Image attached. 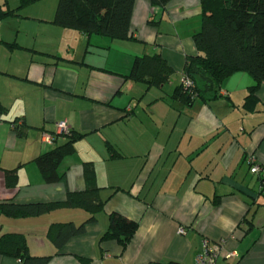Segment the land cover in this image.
I'll return each instance as SVG.
<instances>
[{"label":"crops","instance_id":"1","mask_svg":"<svg viewBox=\"0 0 264 264\" xmlns=\"http://www.w3.org/2000/svg\"><path fill=\"white\" fill-rule=\"evenodd\" d=\"M42 1L16 9L20 0H9L16 10L0 20V202L61 205L39 216H1L0 232L24 235L30 255L51 256L47 264H194L203 239L219 250L215 264H264V83L253 111L243 106L253 84L245 72L226 78L216 98L185 104L173 97L186 56L196 53L199 1L162 8L136 0L124 40L58 26L55 4L46 11L36 7ZM25 23L34 31L20 29ZM155 53L174 70L168 82L124 79L135 56ZM60 121L83 137L58 167L63 181L50 184L34 159L65 141L42 140ZM250 158L259 173L250 172ZM84 162L93 163L105 203L58 249L50 225L90 216L62 205L67 191L87 188ZM10 170L14 187L6 182ZM112 212L138 224L125 245L101 239ZM0 264L21 262L0 255Z\"/></svg>","mask_w":264,"mask_h":264},{"label":"trees","instance_id":"2","mask_svg":"<svg viewBox=\"0 0 264 264\" xmlns=\"http://www.w3.org/2000/svg\"><path fill=\"white\" fill-rule=\"evenodd\" d=\"M9 0H2L0 20L13 15L16 9L35 0H20L19 6L8 8ZM136 0H58L53 22L86 35H98L112 40L131 39V19ZM150 6L164 8L171 0H146ZM200 26L192 36L196 53L186 56L183 76L191 81L175 86L173 97L185 104L199 98L204 101L218 97L217 91L226 78L236 72H245L253 80L244 98L243 106L253 111L250 103L257 101L256 91L264 83V0H198ZM148 23L151 21L148 20ZM173 68L158 53L135 56L124 79L141 81L147 87H162L173 75ZM253 103V102H252ZM3 108L0 107V115ZM18 136L19 127L12 122ZM53 140L57 135L52 132ZM65 141L39 155L34 162L45 183H59L64 174L58 172L62 160L74 153L75 142L83 134L70 130ZM113 156L119 154L111 148ZM87 188L80 192H66L62 205L82 208L90 216L80 225L73 222L53 223L48 237L56 248L73 236L84 232L85 224L95 220L94 214L102 209L99 188L94 185L96 171L92 162L82 163ZM8 186H16L15 170L6 171ZM57 202L14 203L0 202V217L25 218L45 214L59 206ZM137 222L119 213L109 215L108 230L101 239H116L125 245L137 228ZM0 255L17 258L21 264H47L51 256H32L24 235L0 232ZM168 264H176L169 262Z\"/></svg>","mask_w":264,"mask_h":264},{"label":"built area","instance_id":"3","mask_svg":"<svg viewBox=\"0 0 264 264\" xmlns=\"http://www.w3.org/2000/svg\"><path fill=\"white\" fill-rule=\"evenodd\" d=\"M180 82H182L185 86H190L192 84L191 81L184 76H182ZM69 131H70V127L65 121H60L55 124V133L57 135L63 136L67 134ZM42 140L44 142L51 143L53 141V137L49 133H44L42 135ZM248 161L250 164H252L250 167V172L254 174L259 173L260 166L253 163L252 158H250ZM178 233L183 234L184 228H179ZM218 256H219L218 248L216 246L209 245L208 241L206 239H203L201 251L196 254L194 264H215Z\"/></svg>","mask_w":264,"mask_h":264},{"label":"rangeland","instance_id":"4","mask_svg":"<svg viewBox=\"0 0 264 264\" xmlns=\"http://www.w3.org/2000/svg\"><path fill=\"white\" fill-rule=\"evenodd\" d=\"M57 1L58 0H44V1H42L43 3H38V5H36V7L38 6V7H40V9H42V8H44V7H42L43 6V4L46 6L45 7V10L46 11H49L50 10V8L52 7V5L54 6V4H55V7H56V5H57ZM17 2H18V0H11V4L12 5H14V6H16V4H17ZM26 11L27 10H22L21 11V13L23 14H25L26 13ZM8 20H11V19H8ZM24 21H26V20H28V19H23ZM9 22H13L12 24H14V21H9ZM28 23H25V24H22L21 25V28L20 29H22L23 30V27H26V29H28V30H30V31H34V26L33 25H27ZM16 27V26H15ZM49 148H51V147H49Z\"/></svg>","mask_w":264,"mask_h":264}]
</instances>
